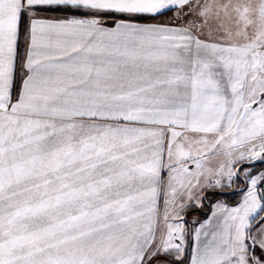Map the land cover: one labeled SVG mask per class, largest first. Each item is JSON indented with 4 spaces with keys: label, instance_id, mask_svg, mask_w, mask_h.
I'll return each instance as SVG.
<instances>
[{
    "label": "snow or ice",
    "instance_id": "obj_1",
    "mask_svg": "<svg viewBox=\"0 0 264 264\" xmlns=\"http://www.w3.org/2000/svg\"><path fill=\"white\" fill-rule=\"evenodd\" d=\"M186 261L264 264V0H0V264Z\"/></svg>",
    "mask_w": 264,
    "mask_h": 264
},
{
    "label": "crops",
    "instance_id": "obj_2",
    "mask_svg": "<svg viewBox=\"0 0 264 264\" xmlns=\"http://www.w3.org/2000/svg\"><path fill=\"white\" fill-rule=\"evenodd\" d=\"M163 19H167V17H164ZM229 190H233V189H229ZM215 199H221L229 207H232V206H235L239 202V200L241 199V194H240L239 200L235 204H229L221 197H218V198H215ZM215 199H213L211 201V203L209 204V210L205 213L204 217H202L201 219L199 217L200 216L199 211H197V210H192L189 213H185L184 214V220L187 222L186 223V227L189 228L190 230L194 229V228L199 226V223H194V221L203 222L204 220L209 218L211 216L212 206L215 203ZM160 207H161V214H162L163 213V204H162V202H161V206ZM189 243H190V245L192 243V238L191 237H189ZM186 264H187V261H186Z\"/></svg>",
    "mask_w": 264,
    "mask_h": 264
},
{
    "label": "trees",
    "instance_id": "obj_3",
    "mask_svg": "<svg viewBox=\"0 0 264 264\" xmlns=\"http://www.w3.org/2000/svg\"><path fill=\"white\" fill-rule=\"evenodd\" d=\"M240 197V193L238 190L233 189V190H228V194L225 196H221V198H223L227 203L229 204H235ZM211 202H205V206L203 207V209H198L197 211H199L200 214V219L202 217H204L205 213L209 210V204Z\"/></svg>",
    "mask_w": 264,
    "mask_h": 264
}]
</instances>
